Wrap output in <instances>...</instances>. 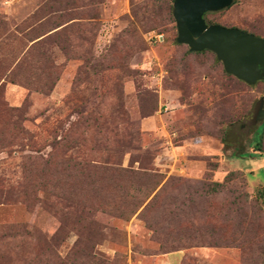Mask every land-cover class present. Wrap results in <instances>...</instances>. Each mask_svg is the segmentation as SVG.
<instances>
[{
    "label": "rangeland",
    "instance_id": "obj_1",
    "mask_svg": "<svg viewBox=\"0 0 264 264\" xmlns=\"http://www.w3.org/2000/svg\"><path fill=\"white\" fill-rule=\"evenodd\" d=\"M171 6L0 0V264H264V81ZM204 20L263 37L264 0Z\"/></svg>",
    "mask_w": 264,
    "mask_h": 264
},
{
    "label": "water",
    "instance_id": "obj_2",
    "mask_svg": "<svg viewBox=\"0 0 264 264\" xmlns=\"http://www.w3.org/2000/svg\"><path fill=\"white\" fill-rule=\"evenodd\" d=\"M234 0H172L177 44L189 52H211L223 71L251 86L264 81V36L237 28L208 25L204 16L228 8ZM258 115L262 112L258 110Z\"/></svg>",
    "mask_w": 264,
    "mask_h": 264
},
{
    "label": "crops",
    "instance_id": "obj_3",
    "mask_svg": "<svg viewBox=\"0 0 264 264\" xmlns=\"http://www.w3.org/2000/svg\"><path fill=\"white\" fill-rule=\"evenodd\" d=\"M156 264H179L180 253L172 252L166 255H162L155 259Z\"/></svg>",
    "mask_w": 264,
    "mask_h": 264
},
{
    "label": "trees",
    "instance_id": "obj_4",
    "mask_svg": "<svg viewBox=\"0 0 264 264\" xmlns=\"http://www.w3.org/2000/svg\"><path fill=\"white\" fill-rule=\"evenodd\" d=\"M207 15V14H206ZM205 15V16H206ZM204 16V17H205ZM259 82V81H258ZM264 129V121H263V127L262 130ZM261 130V131H262ZM255 150L256 151H260V135H258V138L255 141ZM262 154L264 155V151L262 152ZM257 197L264 202V189H260L257 191Z\"/></svg>",
    "mask_w": 264,
    "mask_h": 264
},
{
    "label": "flooded vegetation",
    "instance_id": "obj_5",
    "mask_svg": "<svg viewBox=\"0 0 264 264\" xmlns=\"http://www.w3.org/2000/svg\"><path fill=\"white\" fill-rule=\"evenodd\" d=\"M238 157H241V156H238Z\"/></svg>",
    "mask_w": 264,
    "mask_h": 264
}]
</instances>
